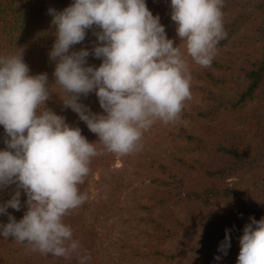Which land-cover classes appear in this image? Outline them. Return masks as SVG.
<instances>
[{
    "label": "clouds",
    "instance_id": "obj_1",
    "mask_svg": "<svg viewBox=\"0 0 264 264\" xmlns=\"http://www.w3.org/2000/svg\"><path fill=\"white\" fill-rule=\"evenodd\" d=\"M223 6L224 0H171L177 35L202 67L211 66L216 46L227 38ZM49 14L56 29L49 56L56 62L55 84L67 97L64 106L78 114L108 152L124 156L140 151L145 131L157 121L168 124L179 118L192 96V76L180 46L168 38L146 0H74ZM93 26L101 29L93 50L103 59L98 68L85 66L89 50L70 53ZM29 73L23 52L0 56V125L7 136V150H0V189L12 184L18 189L0 204V214L10 221L0 223V235L44 255L69 257L79 242L64 217L87 200L79 186L90 173L91 159L102 153L79 127L46 107L41 110L51 98L48 75ZM93 92L106 114L92 113L79 102ZM19 189L27 195L28 210L17 221L7 209H21ZM239 243L237 264H264V218L252 217ZM230 247L226 230L219 251L226 256ZM80 259L83 264L90 257Z\"/></svg>",
    "mask_w": 264,
    "mask_h": 264
},
{
    "label": "trees",
    "instance_id": "obj_2",
    "mask_svg": "<svg viewBox=\"0 0 264 264\" xmlns=\"http://www.w3.org/2000/svg\"><path fill=\"white\" fill-rule=\"evenodd\" d=\"M74 0H0V56H11L23 52V59L30 68V75L47 73L51 98L41 106L65 118L71 127H79L83 136L90 143H95L98 152L102 153L91 159L90 173L80 185V192L87 194V200L75 210H71L64 217V223L71 227L73 239L79 242V249L69 257L44 255L33 251L27 244H19L12 238L5 239L0 235V264H81V257L90 259L83 264H93L97 260V250L100 232L94 221L99 216V209L107 207L108 203L116 201L123 186L122 175L115 166L117 154L108 152L99 141V137L92 133L86 123L80 120L71 108H65L63 99H67L62 87L56 83L54 76L56 62L50 60L49 53L56 40V29L52 24L49 9L57 12L71 6ZM153 15L160 17L165 26L171 18V0H146ZM255 9L258 13L256 30L264 35V0H224L223 24L227 38L218 45L223 46L231 41L245 22L246 12ZM96 26L86 30V38L70 49V53L87 49L90 55L85 66L98 68L102 58H96L93 50L98 44L96 33L100 32ZM168 36V35H167ZM214 58L210 67L203 69L199 77L207 85L203 87V107L197 105L190 113L213 121L220 115L237 113L232 126L224 133L210 132L205 125L201 133H192L185 127L179 129L177 135L186 141V152H202L198 159L190 160L183 154L173 155L179 172H174L167 165H161L162 173L157 182L164 189L160 197L150 195L148 210L155 207H166L172 201H184L198 205L205 209L210 205L221 202H241L244 197L258 184L264 181V175H255L249 182H228L234 175H243L259 168L264 159V120L254 113L238 114L249 101L264 96V48L260 56L250 60L246 67L238 69V64L227 57ZM80 103L88 106L92 113L106 114L101 108L99 98L95 92L87 97L81 96ZM242 112V111H241ZM189 114V113H188ZM5 129L0 125V150H7ZM183 149L182 145L179 146ZM91 189L99 192L98 198L92 196ZM17 185L12 184L0 189V204L6 203L17 191ZM19 211L8 208L7 212L17 221L27 212V195L22 189ZM108 196L107 198L104 196ZM91 198V199H90ZM93 210V215L91 211ZM165 221L156 220L157 232L149 233L152 242L136 256L154 258L159 264H179L199 255L211 240L220 236L219 229L213 231L208 238L191 237L184 241L177 249H169L166 244L188 227L198 221L204 225L221 227L223 221L206 213L183 216L168 212ZM264 218V217H263ZM8 215L0 214V223H9ZM230 232L231 239L239 238L244 228L234 227Z\"/></svg>",
    "mask_w": 264,
    "mask_h": 264
},
{
    "label": "rangeland",
    "instance_id": "obj_3",
    "mask_svg": "<svg viewBox=\"0 0 264 264\" xmlns=\"http://www.w3.org/2000/svg\"><path fill=\"white\" fill-rule=\"evenodd\" d=\"M246 13L244 24L229 43L216 46L214 57L230 58L237 62L238 69L246 67L250 60L258 58L264 48V35L256 30L257 11L250 9ZM167 35L174 41L175 47L180 46L183 58L188 63L192 76L190 87L192 96L185 102V106L175 122L164 124L162 121H157L144 132L143 147L140 151L124 156L118 155L115 166L122 175L123 186L118 199L108 203L107 207L99 209V216L94 219L101 239L98 244L97 260L93 264H159L154 258H144L136 256V254L151 244L152 239L149 233L158 231L155 221H165L164 215L169 211L180 216H183L184 213L188 215L206 213L223 221L221 227H216L214 224L204 225L198 221L169 241L166 246L169 249H177L191 237L208 238L213 231L219 229L220 236L211 240L199 255H194L179 264H237L240 252L239 240L243 235L231 239V247L225 256L223 252L219 251V248L225 240L226 230L232 231L234 227L244 228L246 224L251 223L252 217L256 220L264 217V181L260 182L238 203L221 202L205 209H199L198 205L180 200L172 201L166 207H155L150 210L145 207L150 195L160 197L164 194V191L159 192V189H164V187L157 182L158 177H165L161 165H167L172 171L179 172L173 155L183 154L190 160L198 159L203 155L199 151L185 153L186 141L177 135L180 128L185 127L192 133L198 134L201 133L205 125L208 131H218L219 133L226 132L232 126H238L233 122L237 113L220 115L213 121L190 114L197 108V105L202 106L204 103L203 87L207 85V82L199 77V73L207 67L196 64L187 54L186 44L182 43V39L178 37L177 24L171 18L167 25ZM241 111L238 114L254 113L264 120V96H258L257 99L249 101ZM181 145L183 149H180ZM256 174L264 175V159L255 171L234 175L227 181L249 182L255 178ZM91 191L92 196L94 194L96 198L99 197L97 190L91 189ZM91 214L93 215V210ZM216 257H220V259H216Z\"/></svg>",
    "mask_w": 264,
    "mask_h": 264
}]
</instances>
